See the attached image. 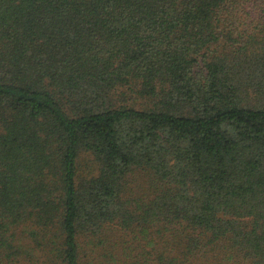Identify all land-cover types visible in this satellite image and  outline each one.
Masks as SVG:
<instances>
[{
    "label": "trees",
    "instance_id": "16d2710c",
    "mask_svg": "<svg viewBox=\"0 0 264 264\" xmlns=\"http://www.w3.org/2000/svg\"><path fill=\"white\" fill-rule=\"evenodd\" d=\"M0 264H264V0H0Z\"/></svg>",
    "mask_w": 264,
    "mask_h": 264
}]
</instances>
